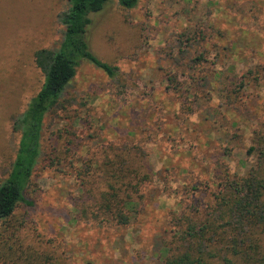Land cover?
Masks as SVG:
<instances>
[{
	"label": "rangeland",
	"instance_id": "rangeland-1",
	"mask_svg": "<svg viewBox=\"0 0 264 264\" xmlns=\"http://www.w3.org/2000/svg\"><path fill=\"white\" fill-rule=\"evenodd\" d=\"M66 6L0 0V181L11 120L42 83L33 53L57 46ZM91 21L89 48L115 76L82 62L45 115L32 205L0 222V264H168L184 252L245 264L240 226L264 258L251 194L264 178V0H108ZM125 169L144 181L121 225L99 196L125 192Z\"/></svg>",
	"mask_w": 264,
	"mask_h": 264
},
{
	"label": "trees",
	"instance_id": "trees-1",
	"mask_svg": "<svg viewBox=\"0 0 264 264\" xmlns=\"http://www.w3.org/2000/svg\"><path fill=\"white\" fill-rule=\"evenodd\" d=\"M117 7L124 10L133 9L137 0H113ZM108 0H67L64 11L56 16V21L62 27L60 41L53 49H38L32 59L36 69L42 75V83L37 93L29 99L24 110L11 120V131L18 135L14 158L8 174L0 181V222L8 219L16 206L22 203L31 206L25 198L32 171L40 157V133L45 115L59 104V99L67 85L72 80L76 68L85 62L102 71L108 78L115 76L116 68L101 61L90 50L88 30L91 18L98 16L105 8ZM129 175L126 178L127 174ZM124 187L122 195L114 186L109 185L110 192L99 196L101 207L121 224L128 223L126 211L132 203L130 195L137 193V186L144 181L137 177L133 170L120 174ZM132 183H134L132 185ZM252 199L258 203L264 212V178L253 181ZM133 190V193H132ZM233 195L239 191L232 189ZM260 229L255 233H264V213L258 220ZM254 228L255 226L252 225ZM240 232V235L238 233ZM243 232L240 226L233 238L234 255H239L245 264H264V258L259 256L257 239H253L249 230ZM168 264H206L200 259H193L190 254H183L171 259Z\"/></svg>",
	"mask_w": 264,
	"mask_h": 264
}]
</instances>
